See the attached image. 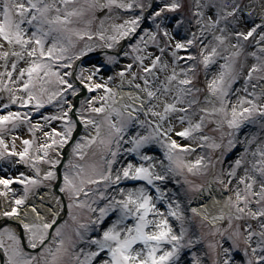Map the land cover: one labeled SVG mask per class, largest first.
I'll return each mask as SVG.
<instances>
[{
  "label": "snow or ice",
  "instance_id": "obj_1",
  "mask_svg": "<svg viewBox=\"0 0 264 264\" xmlns=\"http://www.w3.org/2000/svg\"><path fill=\"white\" fill-rule=\"evenodd\" d=\"M0 217V264H264V0H0Z\"/></svg>",
  "mask_w": 264,
  "mask_h": 264
},
{
  "label": "bare ground",
  "instance_id": "obj_2",
  "mask_svg": "<svg viewBox=\"0 0 264 264\" xmlns=\"http://www.w3.org/2000/svg\"><path fill=\"white\" fill-rule=\"evenodd\" d=\"M130 90H134L131 89L127 86V84H125V86L123 88L120 89V91L123 92H127ZM39 195L42 196L45 200H49L51 201L50 203V207H54L55 206V201L52 199L54 196H58L57 193L52 189V188H45L42 190H39ZM193 206H198L195 203L193 204ZM64 214H66V212H62L61 215L64 216ZM3 217H0V223L3 221ZM11 219L16 222L14 217H11Z\"/></svg>",
  "mask_w": 264,
  "mask_h": 264
},
{
  "label": "rangeland",
  "instance_id": "obj_3",
  "mask_svg": "<svg viewBox=\"0 0 264 264\" xmlns=\"http://www.w3.org/2000/svg\"><path fill=\"white\" fill-rule=\"evenodd\" d=\"M152 50L155 51V49H152ZM212 70L213 71H216V70H218V68L216 66H213ZM199 77H200V80L203 81V72L202 71L199 73ZM209 78H211V74H210ZM201 87H203V84H201ZM232 102H235L234 101V98H233V101ZM186 215H191V214L186 212ZM65 218H67V216ZM169 220L173 224L174 230L177 229L178 228V225H179V222L176 221V220H174L171 217H169ZM188 223L193 228H195L197 226V223L195 221H189Z\"/></svg>",
  "mask_w": 264,
  "mask_h": 264
},
{
  "label": "water",
  "instance_id": "obj_4",
  "mask_svg": "<svg viewBox=\"0 0 264 264\" xmlns=\"http://www.w3.org/2000/svg\"><path fill=\"white\" fill-rule=\"evenodd\" d=\"M66 150L69 152L70 148H67ZM58 184H59V182H58ZM54 190L60 195V192L58 190V186H55ZM62 199H65V197H62ZM7 222L10 223V224H15V222L11 221V220H7ZM0 227H2V226H0Z\"/></svg>",
  "mask_w": 264,
  "mask_h": 264
}]
</instances>
